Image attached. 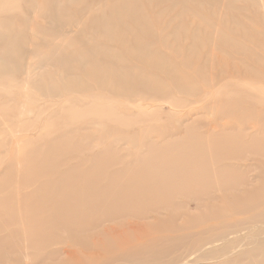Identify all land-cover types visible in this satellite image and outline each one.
Masks as SVG:
<instances>
[{
	"label": "rangeland",
	"instance_id": "obj_1",
	"mask_svg": "<svg viewBox=\"0 0 264 264\" xmlns=\"http://www.w3.org/2000/svg\"><path fill=\"white\" fill-rule=\"evenodd\" d=\"M55 2V18L49 20L48 3L42 0H0V58L2 43L9 56L18 41L26 50L19 68L0 74V232L18 228L25 241V225L15 224L24 208L19 202L43 184L50 190L38 206L53 205L63 191L64 198L70 192L72 198L80 195L75 193L79 182L65 177L78 166L69 156L91 153L85 149L87 137L99 123L130 135L140 130L131 138L136 145L154 138L162 146L196 134L205 137L215 124L227 146L223 161L213 168L230 166L249 184L261 181L264 0ZM117 114L127 119L118 122ZM207 145L203 141L198 147ZM127 147L121 155L136 153ZM121 169L105 168L104 181ZM190 190L173 200L190 210L176 214L201 215L207 223L203 209L196 211L206 194ZM208 195L221 196L215 190ZM66 200L64 210L81 203ZM27 250L34 253L38 246L29 242Z\"/></svg>",
	"mask_w": 264,
	"mask_h": 264
},
{
	"label": "bare ground",
	"instance_id": "obj_2",
	"mask_svg": "<svg viewBox=\"0 0 264 264\" xmlns=\"http://www.w3.org/2000/svg\"><path fill=\"white\" fill-rule=\"evenodd\" d=\"M55 1L42 0L48 3L49 20L55 18ZM5 46L2 43L1 75L19 68L26 51L18 41L9 56ZM13 52L16 55L11 58ZM114 118L118 122L127 119L125 114ZM96 127L87 137L85 149L91 153L69 156L78 166L65 175L79 182L75 193L80 194L72 198L70 192L65 198L81 203L64 210L63 191L53 205L38 206L50 190L48 184L36 194H24V204L19 205L25 210L15 214V224L25 225V241L18 228L1 231L0 264H264V177L252 185L235 168H213L223 161L227 146L217 125L205 137L196 134L168 146L153 142L154 138L136 145L131 138L140 130L130 135L127 129L115 126L99 123ZM109 135L123 138L110 140ZM166 138L172 140L173 136L166 134ZM256 139L253 136L251 141ZM203 141L207 147H198ZM127 146L136 153L121 155ZM89 165L92 168L87 170ZM114 166L122 169L110 182L104 181V169ZM58 177L64 183V175ZM188 188L189 194H206V203L196 211L201 214L203 209L207 223L201 222V215L176 214L181 208L190 210L173 201L177 196L187 197ZM211 190L220 198L210 197ZM83 196L88 197L87 203H82ZM162 212L173 215L163 218ZM22 213L26 219L20 220ZM29 242L36 243V252H27Z\"/></svg>",
	"mask_w": 264,
	"mask_h": 264
}]
</instances>
